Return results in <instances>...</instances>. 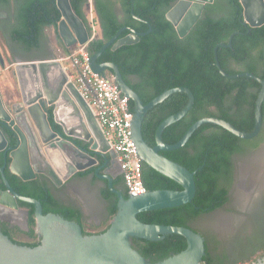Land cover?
Segmentation results:
<instances>
[{"label": "trees", "instance_id": "1", "mask_svg": "<svg viewBox=\"0 0 264 264\" xmlns=\"http://www.w3.org/2000/svg\"><path fill=\"white\" fill-rule=\"evenodd\" d=\"M87 1L70 0V4L90 34L88 17L83 12ZM174 1L118 0L122 12L119 19L113 4L108 0H92L98 36L87 45L89 55L100 49L121 27L129 26L140 33H146L150 28V32L140 36L134 44L123 45L115 50L111 46L107 47L96 62L108 60L115 63L125 83L139 95L143 104L164 90L176 87L190 90L193 95L191 108L181 119L163 129L162 141L166 144L177 142L190 125L202 117H217L230 122L241 131L251 132L254 125V103L260 85L245 76L226 78L221 75L215 64L214 48L218 44H227L230 35L234 33L230 47L217 48L220 67L228 74L248 72L264 78V24L253 28L245 24L239 0H215L214 4L206 6V12L189 34L179 37L165 18V12ZM0 9L6 10L9 15L8 22L0 25V36L13 56H31L42 49L46 27H53L57 33L60 13L53 0H0ZM208 11L213 12V15ZM133 15L149 23L150 27L147 23L136 20ZM126 33L127 31H123L120 37ZM230 62L241 65L242 69H232ZM106 73L112 71L108 69ZM129 73L136 74L139 82L132 84L126 78ZM187 101L188 97L184 92H174L147 111L141 125V134L149 146L155 144L157 126L168 116L183 109ZM129 105L133 111L134 103L130 99ZM262 115L264 120V103ZM49 122L60 128L53 119L52 111ZM1 129L9 144L15 145L16 137L10 128ZM259 135L260 133L253 139L244 140L218 125L205 123L192 133L184 146L173 151H161V155L194 173L195 196L190 203L178 207L140 212L137 219L146 224L188 227L196 232L192 228L193 221L228 202V190L233 181V156L244 153L247 148H254L258 144ZM68 140L76 146L81 144L75 138ZM142 182L149 191L181 189L175 181L145 163L142 164ZM18 185L21 189L15 190L21 195L32 197L41 203L43 214L53 212L76 221L84 234L104 232L117 210V197L106 188L102 197L110 202L107 220L104 225L88 230L89 226L78 208L61 207L49 190L39 186L36 180L23 181ZM121 186L122 194L127 198L122 176ZM18 204L28 210V231L11 228L0 221V232L15 244L34 247L38 243L33 206L22 201ZM18 235L32 241H19L16 239ZM130 243L151 264L186 248V240L179 234H166L156 241L132 237ZM205 244L204 242L205 254L201 264H217ZM215 245H218L216 241ZM248 245L252 246L253 242ZM259 250L262 256L264 247L253 245L246 258Z\"/></svg>", "mask_w": 264, "mask_h": 264}, {"label": "water", "instance_id": "2", "mask_svg": "<svg viewBox=\"0 0 264 264\" xmlns=\"http://www.w3.org/2000/svg\"><path fill=\"white\" fill-rule=\"evenodd\" d=\"M212 2L213 0H176L165 13V18L172 24L177 35L184 37L200 18L205 5ZM239 2L242 6V16L245 24L250 28L264 24V0H239ZM55 5L60 13L57 31L64 45L69 47L74 43L79 45L88 43L89 34L87 27L74 12L70 0H55ZM133 17L147 23L139 16L133 15ZM147 25L149 26V23ZM65 30L68 32V39L64 34ZM123 31H128L129 34L120 37ZM148 32H150V28L146 33H139L131 27H121L96 53L90 56L89 64L92 70L99 74H103L110 69L121 92L133 101L132 139L143 163L175 181L181 189L147 190L144 194L124 198L122 190L113 187L112 177L108 174L105 178L108 180L109 189L117 197L116 213L111 218L104 232L84 234L81 226L76 221L65 219L63 216L51 212L43 214L41 203L38 200L17 194L9 186L2 174L1 178L5 181L6 190H0V220L5 219L7 212L12 213L13 221L20 218L21 214L19 213L21 211L18 209L17 200L32 205L34 208L35 231L41 237V242L34 247L18 245L0 232V264H151L132 247L130 238L136 237L156 241L162 239L163 235L166 234L182 235L186 240V248L153 264H201L202 257L205 254V247L204 239L199 233L183 226L146 224L137 219V214L143 211L178 207L190 203L195 196L194 173L161 155V151H173L184 146L192 133L205 123L218 125L244 140L253 139L260 133L263 124L264 78H259L248 72L232 75L222 70L217 60L216 51L219 46H231V38L234 35L232 33L227 44L215 46V64L220 74L226 78L245 76L259 83L260 89L254 103V125L252 131L248 133L241 131L230 122L217 117H202L190 125L177 142L166 144L161 139V133L166 126L181 119L191 108L193 95L190 90L186 87L164 90L148 103L143 104L139 95L125 83L115 64L111 62H96L97 57L107 47L112 46V49H116L123 45L134 44L139 40L140 36ZM52 62L57 63L68 81L66 87H60L61 84L53 82L54 76H49L47 70L52 65ZM0 64L3 66L1 54ZM15 64V73L21 90L22 102L12 105L11 110H8L0 93V121L7 124L16 137V145L6 150L9 152V170L11 173L17 175L23 181L34 179L39 172L49 174L53 179L59 177L53 169H49L48 173H46L36 167L33 162L30 137L21 122V118L24 116L26 120L28 119L32 123L33 112L37 115L41 131L46 135V138L43 139L34 127L39 141L38 149L43 155L49 148L55 150L58 144H67L79 154L88 157L92 163L93 159L85 151L80 150L68 140V138H75L89 142L91 150L105 157L109 151V145L103 132L97 125L89 106L81 98L73 82L68 79L61 63L54 58L37 60L15 58ZM20 70H27L32 81L38 83L40 80L43 91L37 89L32 96L24 97L21 89ZM50 82L56 83L55 86L50 85ZM174 92H184L188 97L187 104L177 113L165 118L157 126L154 136L155 144L154 146H149L141 134L143 119L148 110ZM59 102L69 109L72 117L79 118L81 121V134L76 135L72 131L66 130L64 125L57 121L55 111L60 104ZM49 107L52 108L54 121L62 129V132L58 134L51 130L46 118L47 108ZM87 124L90 126L91 131L95 129V134L90 132ZM96 134L99 140L96 139ZM6 146L7 139L0 130V151L5 149ZM42 158L45 160L43 156ZM45 162L48 164L46 160ZM64 164L66 173L62 180H65L77 170L86 167L74 162H62V165ZM48 166L50 165L48 164ZM256 264H264V254Z\"/></svg>", "mask_w": 264, "mask_h": 264}, {"label": "flooded vegetation", "instance_id": "3", "mask_svg": "<svg viewBox=\"0 0 264 264\" xmlns=\"http://www.w3.org/2000/svg\"><path fill=\"white\" fill-rule=\"evenodd\" d=\"M53 2L55 5V0H53ZM108 2L113 4V9L120 19L122 17V12H121V9H120L118 2L115 3L113 0H108ZM174 2H172L170 7L167 9V11L171 8V6L174 4ZM214 2H215V0H213V2L211 4L205 5L204 10H203L200 18L206 12V6L212 5V4H214ZM55 7H56V5H55ZM208 13L211 14L213 12L208 11ZM211 15H213V14H211ZM127 27H129V26H127ZM189 32L187 33V35L189 34ZM128 34H129V32L127 31V33L124 36H126ZM42 44H43L42 49L35 51L34 55L45 56L50 51V50H48V48L46 46L44 38H43ZM111 49H112V46H111ZM112 50H115V49H112ZM109 62H111V61L104 60L100 63H109ZM111 63H113V62H111ZM113 64H115V63H113ZM117 68H118V66H117ZM118 70L121 74V71L119 68H118ZM121 76H122V74H121ZM126 78L132 84H136L140 80L136 74H131V73L127 74ZM17 108H18V106H17ZM51 111H52L51 107L47 108L46 118H47L48 122H49V114ZM53 119H54V117H53ZM49 125H50L51 130L53 132H55L56 134H58L59 132H62L61 127L57 128L54 124H52L50 122H49ZM0 126H1V128L2 127L3 128L4 127L9 128L7 124H5L1 121H0ZM1 128H0V130L3 133ZM3 135L5 136L4 133H3ZM78 140L81 141V144L78 146H76V145L75 146L77 148H79L80 150L85 151L87 153V155L93 159V162L89 166H86L84 169L77 170L75 173H73L71 176H69L65 180H62L58 176H57L58 177L57 179H53L51 177V175L44 174L42 172L37 173L36 177L34 179H31V180H36L37 183L39 184V186H43V187L47 188L49 190V192L53 195V197L56 200V202L58 203V205H60L61 207L78 208L80 210L83 218H86L90 222L94 223V222H97V220L99 219L96 217V214H98L97 209H96L98 207V205H100V209L103 210L104 214L106 215V219L108 217V207L110 205V202L102 197L103 190H105L106 188L109 189L108 180L105 178V176L109 174L112 177L113 187H116L118 189H122L121 172H120L118 164L116 163L114 156L110 150L106 153V156L103 157L99 154H96L95 151L91 150V148H90L91 144L89 142L84 141L82 139H78ZM15 145H10L9 141L7 140L6 148L0 151V190L1 191L6 190L5 181L1 178V176L3 174L6 182L9 184V186L17 194H20L15 189H17V188L19 190L21 189V186L18 184L22 183L23 180H21L17 175L11 173V171L9 170L10 158H9V152L6 151L7 148L14 147ZM61 168H64V173H66L65 164L64 165L61 164ZM39 169L41 171H45L46 173H48L47 171L49 169H53V168L51 167V165L48 166V164H47V166L44 168V170L41 169L40 167H39ZM87 170H90V172L87 173L86 172ZM28 181H30V180H28ZM229 194H230V189L228 190V197H229ZM92 195L99 198L100 204H97V203L95 204L93 202ZM229 200H230V197H229ZM229 200L222 207L205 213V214H213V213L221 211L222 217L219 216V219H218V230L220 232L222 229H227L229 231L233 230V222H232L233 219H231L232 217L229 216V215H232L231 214L232 212L228 210V206H227L229 203ZM18 203H19V200H17V206H18V209L21 211L19 213V214H21L20 218L15 219L13 221L12 213L7 212L5 219L2 221L0 220V221L8 224V226L11 228L17 227L19 230L27 232L28 231V210L25 207H20ZM224 208H226L225 213L223 212ZM33 211H34V208H33ZM51 213H53V212H51ZM205 214H203V215H205ZM59 215H61V214H59ZM192 228L194 230H196V232L202 236V238L204 239V242L206 243L205 245H207L208 252L212 255L214 262L217 264H234L236 262L238 263V262H240L239 260H241V259H243V260L247 259L246 256H247L248 252H250L251 247L253 245H255V246L258 245L260 247H264V237L262 239H259V238L254 239L253 238L252 239V242H253L252 246H249L248 243L242 244L239 241L236 242V239L234 237L233 238L231 237L230 244L224 247L223 245H221V241L218 238V236L212 235L208 239V237L206 235H204L202 232H200L199 230L194 228L193 225H192ZM35 233H36V231H35ZM36 235H37V233H36ZM29 241H32V240L29 239ZM36 241L39 244L41 242V237L37 235ZM215 241L217 242L218 245H215ZM214 248H216V249H214ZM258 252H260V250L256 251L255 253H258ZM261 257L258 259V261L261 259Z\"/></svg>", "mask_w": 264, "mask_h": 264}, {"label": "rangeland", "instance_id": "4", "mask_svg": "<svg viewBox=\"0 0 264 264\" xmlns=\"http://www.w3.org/2000/svg\"><path fill=\"white\" fill-rule=\"evenodd\" d=\"M113 1L117 3L118 0ZM83 12L88 17V1L83 7ZM43 34L46 46L50 50L46 55L55 54L54 59L56 60L63 57L66 53L63 51L64 43L59 37L58 31L56 33L53 27H46ZM77 45H71V51L75 50ZM0 54L3 60V66L0 64V93L4 105L8 110H11L12 105L22 102L21 90L15 73V58L17 57L9 52L1 36ZM26 57L24 56V58ZM64 66L68 67V62L63 61L62 67L64 68ZM229 66L235 70L242 69L241 65L234 62H230ZM233 163V181L229 187L230 200L227 205L228 210L232 212V215H228L233 219V230L222 229L221 232L218 230V219L219 216L222 217L221 211L201 215L192 223L193 227L206 235L208 239L212 235L218 236L224 247L230 244L231 237L242 244L252 242L253 238L262 239L264 237V120L258 144L254 148H247L242 154L234 155ZM92 199L95 204H100L98 197L92 195ZM96 209L98 212L96 217L106 219L100 205ZM225 210L226 208L223 209L224 213ZM16 239L29 241L22 235H18Z\"/></svg>", "mask_w": 264, "mask_h": 264}, {"label": "built area", "instance_id": "5", "mask_svg": "<svg viewBox=\"0 0 264 264\" xmlns=\"http://www.w3.org/2000/svg\"><path fill=\"white\" fill-rule=\"evenodd\" d=\"M90 29L88 43L77 45L59 61L68 62L65 68L68 79L73 82L81 98L89 106L97 125L103 132L116 163L128 196L144 194L147 189L142 182V164L132 139L133 111L129 98L117 85L112 73L99 74L92 70L87 45L98 36L97 21L94 17L92 0H88ZM260 252L236 264H256Z\"/></svg>", "mask_w": 264, "mask_h": 264}, {"label": "bare ground", "instance_id": "6", "mask_svg": "<svg viewBox=\"0 0 264 264\" xmlns=\"http://www.w3.org/2000/svg\"><path fill=\"white\" fill-rule=\"evenodd\" d=\"M64 34L68 39L69 36L66 30ZM47 72L49 76H54L53 82L61 84L60 87L62 86L66 87L68 85V81L65 79L64 74L62 73L56 62H52V65L48 68ZM20 76H21V89L24 97L32 96L33 93L37 91V89L43 91V86L41 81L39 80L38 83L32 81V78L27 70H20ZM56 83L50 82V85L55 86ZM59 103L60 104L58 105L55 111L57 121H59L62 125H64L66 130L72 131L76 135L81 134L82 132L80 126L81 121L79 120V118L72 117L70 115L71 112L69 111V109L65 108V106H63L61 102ZM21 122L30 137L31 152H32L33 162L35 163L36 167L38 168L40 167L41 169L44 170V168L47 166L44 159L42 158L43 156L45 160L48 162V164L51 165L55 173L61 179H63L65 173H64V168H61L62 162H71V163L74 162L81 166H87L88 164L91 163V160L88 157L79 154L67 144H58L55 150L49 148L43 155L42 153L39 152L38 149L39 141L36 135L35 128L43 139L46 138V135L41 131L40 123L35 112H33L32 123L28 121V119L26 120L24 116L23 118H21ZM87 127L88 129H90V132L92 134H95V129L91 131V128H89L90 126L88 124ZM96 139L99 140L98 136L96 137Z\"/></svg>", "mask_w": 264, "mask_h": 264}, {"label": "crops", "instance_id": "7", "mask_svg": "<svg viewBox=\"0 0 264 264\" xmlns=\"http://www.w3.org/2000/svg\"><path fill=\"white\" fill-rule=\"evenodd\" d=\"M0 25H2V23H3V25L5 24V23H7L8 22V17H9V15H8V13H7V11L6 10H1L0 9ZM75 45H77V43H74ZM73 45V44H72ZM53 50V49H52ZM63 51L65 52V53H68V52H70L71 51V49H70V46L69 47H66L65 45L63 46ZM55 55V54H54ZM54 55L53 54H48V55H45V56H36V55H31V56H27L26 58H24V56H18V55H14L15 57H17L18 59H21V60H37V59H50V58H55L54 57ZM59 60V59H58ZM60 62H62L61 64L63 65V61H60ZM65 66H64V70H65ZM84 221L88 224V230H92V228H95V227H100V226H102V225H104L105 224V222H106V219L104 218V219H98L97 220V222H90L89 220H87L86 218H84Z\"/></svg>", "mask_w": 264, "mask_h": 264}]
</instances>
